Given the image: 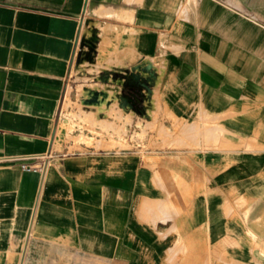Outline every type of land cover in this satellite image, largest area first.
I'll return each instance as SVG.
<instances>
[{
    "label": "crops",
    "instance_id": "0c3cea01",
    "mask_svg": "<svg viewBox=\"0 0 264 264\" xmlns=\"http://www.w3.org/2000/svg\"><path fill=\"white\" fill-rule=\"evenodd\" d=\"M93 86L135 150L55 147ZM257 191L264 0H0V264H264Z\"/></svg>",
    "mask_w": 264,
    "mask_h": 264
},
{
    "label": "rangeland",
    "instance_id": "374dc122",
    "mask_svg": "<svg viewBox=\"0 0 264 264\" xmlns=\"http://www.w3.org/2000/svg\"><path fill=\"white\" fill-rule=\"evenodd\" d=\"M67 95L56 117V127L53 137L55 147L68 146V151L90 150H135L139 137L140 121H132L134 114L124 115L122 110L115 109L106 112L110 96L103 88L96 86ZM112 96V95H111ZM94 107V112L86 106ZM103 114V115H100ZM130 132L127 135V127ZM198 126L194 127L197 134ZM253 241L262 250L264 256V191L253 193ZM251 206L248 208L250 213Z\"/></svg>",
    "mask_w": 264,
    "mask_h": 264
},
{
    "label": "built area",
    "instance_id": "2783aa9c",
    "mask_svg": "<svg viewBox=\"0 0 264 264\" xmlns=\"http://www.w3.org/2000/svg\"><path fill=\"white\" fill-rule=\"evenodd\" d=\"M47 161L44 160L43 162L39 163V164H22V169L24 170H29V169H35L37 168L40 171H43L45 168Z\"/></svg>",
    "mask_w": 264,
    "mask_h": 264
}]
</instances>
